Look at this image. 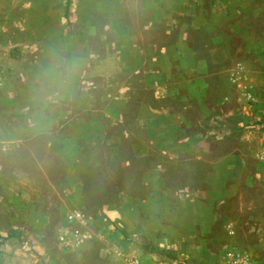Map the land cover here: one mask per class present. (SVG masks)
Segmentation results:
<instances>
[{
	"label": "rangeland",
	"instance_id": "374dc122",
	"mask_svg": "<svg viewBox=\"0 0 264 264\" xmlns=\"http://www.w3.org/2000/svg\"><path fill=\"white\" fill-rule=\"evenodd\" d=\"M0 264H264V0H0Z\"/></svg>",
	"mask_w": 264,
	"mask_h": 264
}]
</instances>
